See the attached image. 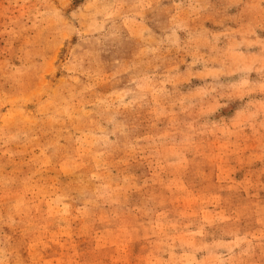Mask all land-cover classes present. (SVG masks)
<instances>
[{"label": "rangeland", "instance_id": "1", "mask_svg": "<svg viewBox=\"0 0 264 264\" xmlns=\"http://www.w3.org/2000/svg\"><path fill=\"white\" fill-rule=\"evenodd\" d=\"M0 264H264V0H0Z\"/></svg>", "mask_w": 264, "mask_h": 264}]
</instances>
